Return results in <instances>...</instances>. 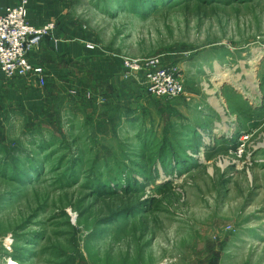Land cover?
Wrapping results in <instances>:
<instances>
[{
    "label": "rangeland",
    "instance_id": "obj_1",
    "mask_svg": "<svg viewBox=\"0 0 264 264\" xmlns=\"http://www.w3.org/2000/svg\"><path fill=\"white\" fill-rule=\"evenodd\" d=\"M71 3L87 49L184 92L128 106L75 71L40 85L51 115L1 86L0 264H264V0Z\"/></svg>",
    "mask_w": 264,
    "mask_h": 264
},
{
    "label": "crops",
    "instance_id": "obj_2",
    "mask_svg": "<svg viewBox=\"0 0 264 264\" xmlns=\"http://www.w3.org/2000/svg\"><path fill=\"white\" fill-rule=\"evenodd\" d=\"M19 1L0 0V4L2 7H6L16 5ZM28 18L35 25H43L48 21H56L58 24L55 37L60 40L57 45L51 37H48L39 51L31 56L33 61L39 62L45 67L48 82L50 79L60 77L62 79H73L72 74L75 71H80L83 74L89 73L90 75L91 73L96 79L107 82L110 85V92H113L112 98L113 96L116 98L120 96L125 105H132L135 96H146L147 92L137 83L123 78L122 66L110 56H97L96 52L87 49L85 44L91 40V37L85 34L87 30L83 29L84 24L79 23L74 18L71 0H30ZM8 81L4 72L0 69V88H2L1 86L6 87ZM14 83L15 85L10 89V93L18 101L28 103L31 106L32 104L38 106L45 96H49L46 100L49 102L50 113L53 114V103L59 92L53 91L48 92L46 95L41 94L39 91L40 85L33 78L17 79L12 84ZM79 84L81 85V82ZM83 89L87 90L86 87ZM89 103L90 101H88Z\"/></svg>",
    "mask_w": 264,
    "mask_h": 264
},
{
    "label": "built area",
    "instance_id": "obj_3",
    "mask_svg": "<svg viewBox=\"0 0 264 264\" xmlns=\"http://www.w3.org/2000/svg\"><path fill=\"white\" fill-rule=\"evenodd\" d=\"M30 0H20L16 5L0 4V69L7 80L33 78L41 86L48 83L46 69L31 56L51 37L55 44L58 29L56 21L35 25L29 21ZM89 47L93 45L89 44ZM122 76L143 86L150 96L171 99L184 92L181 68L161 57H130L122 60Z\"/></svg>",
    "mask_w": 264,
    "mask_h": 264
},
{
    "label": "trees",
    "instance_id": "obj_4",
    "mask_svg": "<svg viewBox=\"0 0 264 264\" xmlns=\"http://www.w3.org/2000/svg\"><path fill=\"white\" fill-rule=\"evenodd\" d=\"M103 2L106 0H102ZM121 7L122 8H134L135 10L139 11V10H144L147 8L148 6V0H121ZM163 2L167 1V0H161ZM155 4V3H154ZM157 4V3H156Z\"/></svg>",
    "mask_w": 264,
    "mask_h": 264
},
{
    "label": "bare ground",
    "instance_id": "obj_5",
    "mask_svg": "<svg viewBox=\"0 0 264 264\" xmlns=\"http://www.w3.org/2000/svg\"><path fill=\"white\" fill-rule=\"evenodd\" d=\"M217 71H218L217 75H218L219 79L223 80L224 78L228 77V74H226L225 71H223L221 69V67H219V69ZM14 264H16V263H14Z\"/></svg>",
    "mask_w": 264,
    "mask_h": 264
}]
</instances>
